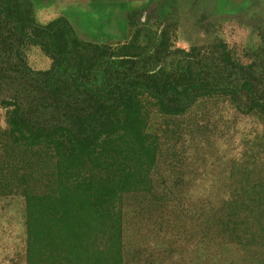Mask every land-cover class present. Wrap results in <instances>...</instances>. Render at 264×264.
Masks as SVG:
<instances>
[{"label":"trees","instance_id":"trees-1","mask_svg":"<svg viewBox=\"0 0 264 264\" xmlns=\"http://www.w3.org/2000/svg\"><path fill=\"white\" fill-rule=\"evenodd\" d=\"M66 24L37 22L28 1L0 0V196L24 200L27 264H125L127 203L160 198L149 106L176 114L199 97L229 96L264 132V41L246 64L225 45L211 64L192 48L171 72L161 65L165 33L147 53L136 36L112 48L79 40ZM33 44L50 68L28 65ZM254 171L243 170L229 206L264 209V161L260 177Z\"/></svg>","mask_w":264,"mask_h":264},{"label":"rangeland","instance_id":"rangeland-1","mask_svg":"<svg viewBox=\"0 0 264 264\" xmlns=\"http://www.w3.org/2000/svg\"><path fill=\"white\" fill-rule=\"evenodd\" d=\"M37 22L58 18L83 42L117 48L138 38L147 53L167 41L161 65L181 71L189 50L211 64L225 45L245 64L264 41V0H21ZM28 65L51 67L38 45ZM5 108L0 126L6 127ZM145 131L156 137V201L127 203L125 264H264V209L229 206L243 192V170L260 177L264 132L260 117L229 96H202L183 112L149 106ZM258 163V164H256ZM24 200L0 196V264H27Z\"/></svg>","mask_w":264,"mask_h":264}]
</instances>
